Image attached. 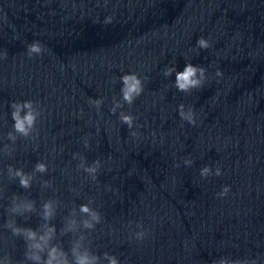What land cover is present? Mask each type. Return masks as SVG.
Segmentation results:
<instances>
[{"label":"clouds","instance_id":"clouds-1","mask_svg":"<svg viewBox=\"0 0 264 264\" xmlns=\"http://www.w3.org/2000/svg\"><path fill=\"white\" fill-rule=\"evenodd\" d=\"M105 24L112 23L111 17H106L104 20ZM197 47L199 49H208L211 47L210 42L204 38L200 37L197 40ZM44 51V48L40 41H34L27 45V54L29 57L33 55H40ZM3 58H7V52L3 53ZM207 69L202 66H194L191 62H188L182 71H177L175 65L171 67H166L164 69L163 75L165 77L172 76L175 73L174 87L182 93H190L193 89H200L204 86L207 77ZM216 76H222V72L218 69L216 71ZM122 87L120 89L122 101L125 104L131 105L134 103L137 97H139L144 91V84L142 79L136 73H127L119 77ZM103 103V99L90 100V104L95 106L97 109ZM120 102H116L115 106L111 109L112 113L115 114L116 109L122 107ZM11 108V119L13 123V131L7 134L8 139L15 142L17 140V134L20 137H29L36 127V122L41 112L38 106L32 100L24 101H13L10 104ZM178 113L182 120H186L192 126L196 125L195 114L191 108L185 111V106L183 104L178 106ZM119 119L122 124H126L129 129L134 126V117L130 114L121 112L119 114ZM130 135L132 137H138L139 133L136 131H131ZM87 141H85V147H87ZM5 152L8 153L7 146H5ZM10 154V153H9ZM81 164L79 165L93 181L97 180V173L101 167L100 160L93 162L91 166H85L84 158L81 157ZM184 165L191 166L193 160L191 158H184ZM179 167V164L176 165ZM47 165L43 162H38L35 165V172L44 173L46 172ZM8 174L13 179H18L19 185L28 189L31 187L32 175L26 174L22 169H14L11 165L8 167ZM220 176L222 171L219 167L215 169L213 173L211 166H204L200 169L201 178H208L212 175ZM47 181L45 185H47ZM230 192V186L224 185L220 192L217 193L218 197H225ZM91 203V202H90ZM23 211L30 212L33 210V202H23L15 203L11 211L16 213H21ZM79 211L85 214L88 218L83 220V227L85 229L92 230L95 228L96 224H99L102 220L101 214L89 207V204H81ZM55 215V208L53 207L52 201H47L43 204V218L45 220H50ZM76 225V221L72 220L69 222L68 228L65 231L72 230ZM7 227L12 229L13 235L20 236L23 235L26 241H30L28 244L29 252L26 253L28 259L41 262L40 252H43L45 248H48L47 260L43 264H70L67 258V254L57 246L49 247V242L55 233V227H47V231L43 235L37 234V232L30 228H20L14 226V222L7 225ZM139 228L143 229V225H138ZM148 233L145 230L137 231L133 234L134 239L142 241L145 239ZM84 237H81L82 241ZM81 244L77 242L72 248L71 253L74 257V264H100L101 257L99 255L93 254L89 249L80 250ZM103 258L107 260L108 264H121V261L116 255L110 254L108 252L103 253ZM213 264H256L255 260L251 262L247 260H229L227 258H220L217 261H213Z\"/></svg>","mask_w":264,"mask_h":264}]
</instances>
